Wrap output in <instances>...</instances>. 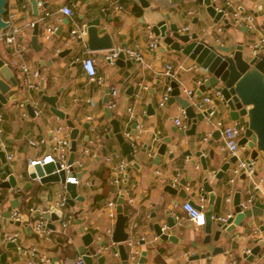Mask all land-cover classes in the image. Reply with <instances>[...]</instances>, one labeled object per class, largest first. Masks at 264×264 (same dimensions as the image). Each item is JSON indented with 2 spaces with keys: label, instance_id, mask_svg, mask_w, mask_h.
<instances>
[{
  "label": "crops",
  "instance_id": "1",
  "mask_svg": "<svg viewBox=\"0 0 264 264\" xmlns=\"http://www.w3.org/2000/svg\"><path fill=\"white\" fill-rule=\"evenodd\" d=\"M229 1V10L253 15L254 26L251 30H245V26H236L232 19L228 20V24L222 20L214 22L206 13L201 0H143L142 3L140 0H38V16L33 14L29 0H7L6 11L13 9L16 13L13 20L15 26L21 27L32 21H39L40 24L35 44L32 43L33 27L18 37L17 46L8 45L0 39V59L10 66L17 83L14 85L9 79H4L9 85L10 93L3 96L7 99L0 104V148L5 153H13V158L8 162L16 178L15 186L0 187V253H5L6 264H32L25 253L31 248L36 249V254L45 257L44 260H39L35 256L32 259L34 264H67V260L74 259L80 252L84 253L89 249L82 241L85 232L93 235L90 243L92 251L103 241L102 245L107 248L101 254L106 257V263H120L118 254L111 251V247L116 244L105 234L107 228L114 227L115 220L111 221L108 216L107 201L116 197L117 188L110 182L109 165L104 157L116 150L127 159L116 138L109 136L112 118L119 120L122 135L124 131H130L135 142L133 159L127 160L129 164L126 178L122 182V187L129 190L128 196L132 201H128L126 196L122 205L124 213L129 215L125 230L130 232L131 237L132 234L135 236L133 241L142 239L145 242L130 246V254L133 249L138 252L139 257L140 252L146 250L144 264H264V261L256 257L252 262L243 256L256 244L257 239L264 237V228L261 229V226L264 227V214L261 218L243 219L230 237L223 233L218 241L211 240L209 244L202 243L203 226L196 227L186 220L182 209L184 202L191 200L208 207L207 200L200 196L204 177L209 178L217 196L226 199L223 208L214 207V212L219 216L233 213L236 188H240L242 202L248 197L247 189L251 182L238 178L231 185L225 183L228 172L220 181L213 177V172L223 163V159L230 156L220 149L221 137L220 134L214 135L217 128L212 122L221 119L230 123L232 119L222 99L213 96L212 91L215 89L208 88L200 95L196 94L200 85L198 80H203L200 68L196 71L191 69L192 65H196L193 61L178 52L166 50L162 43L160 46L164 49L163 53L158 48L156 51H149L147 48L148 26L151 27L165 15H169L170 22H175L180 29L187 26L188 32H200L202 40L208 43L247 44L250 55H253L251 46L264 38V0ZM222 3L223 0L220 4ZM65 5L72 9V16L59 11ZM95 18H99L100 25H104L112 33L111 49L136 48L143 54L144 62L138 64L131 60L129 64L127 61L130 59L126 55L120 63L115 62L116 58L109 61L106 55L111 49L93 52L84 41H77V37L71 39L67 32L69 25L81 35L82 25ZM51 29H54L53 33L49 32ZM65 40H68V45L57 51ZM16 47L19 49L17 52ZM67 49L70 50L68 53L58 56V53ZM85 56L94 58L97 74L102 79L101 84L88 81L77 60ZM14 60L24 62L29 68L39 72L38 89H32L23 82L22 73L13 66ZM166 65L178 70L175 80L179 82L180 96L191 104L201 103L199 107H195L196 112L214 110L211 121H207L205 117L197 124L195 132L201 135H194V141H191V135L185 133L187 127L182 107L177 102L168 101L160 105L161 97L169 87L168 75L165 74ZM142 86L146 88H141ZM112 89H116L118 94L116 106L109 109L107 104L112 99ZM184 89L194 91V95H187ZM39 91H43L45 95H57V107L79 128L74 160L83 163L80 169L76 168V173H81L76 185L79 198L74 199L73 205L67 202L63 210V213L71 211L72 218L68 226L60 230L58 219L52 220L50 214L48 220L54 226L52 229H55L50 239L35 234L30 227L11 218L14 210L24 213L26 217L35 218L38 213H28L29 207L47 206L60 194L69 196L61 182L40 183L29 177V160L42 158L53 143L50 131L63 125L64 131L60 136H69L65 120L49 110V106L41 100ZM205 96H211V100L204 101ZM27 101L36 110L34 116L26 108ZM129 107L131 111L128 110ZM106 109L110 111L109 118L106 116ZM176 118L181 120L184 128L175 125ZM134 122L135 129L131 127ZM86 123L88 127L84 128ZM139 125L143 127L141 133L138 131ZM208 132H211V137L204 139ZM157 137L160 140H156ZM30 139H45V143L31 146ZM164 140L168 142L161 155L157 149ZM84 148H88L89 152L84 153ZM199 149L204 150L206 169L194 155ZM250 153V149L241 148L238 156L248 159ZM177 172L180 173L178 184L185 179L186 199L164 190L165 184L170 183ZM260 176H264L262 155L258 156L257 164V177ZM0 177L6 179L7 175L1 172ZM222 188L226 190L224 194H221ZM166 209L179 217L177 226L165 230L178 239L176 242L160 239L153 229L155 223L165 227L163 214ZM133 222L137 225L131 228ZM14 232L18 237L12 242L14 246L9 247V242L2 239L6 233ZM215 247H222L223 252L213 255L211 252ZM206 252L209 254L203 259H191ZM92 257L93 264H97L96 256Z\"/></svg>",
  "mask_w": 264,
  "mask_h": 264
},
{
  "label": "water",
  "instance_id": "2",
  "mask_svg": "<svg viewBox=\"0 0 264 264\" xmlns=\"http://www.w3.org/2000/svg\"><path fill=\"white\" fill-rule=\"evenodd\" d=\"M143 0H140L142 3ZM32 6L33 14L35 16L39 15L38 0H29ZM205 6V11L214 22L222 20L224 23L228 24V20L222 18V12L216 11L215 4L212 0H201ZM6 3L7 0H0V31L8 26V22L5 21L4 15L6 13ZM146 5V3H143ZM39 21H35L33 24L32 32V43L35 44L36 36L38 35ZM73 26L69 25L67 32L71 33ZM245 30L246 27H244ZM153 34L158 40V51L160 53L164 52V49L160 46V43L165 45V49L168 51H175L183 56L187 57L193 61L201 70L203 75L202 81L196 91L197 95L205 92L208 88H213L219 90L222 95L223 105L228 108L229 116L232 120L244 119L246 124V130L242 137L238 139V145H245L247 149L251 150L250 158H255L260 152L264 159V51H259L255 55H250L249 46L247 44L238 43L233 44H211L207 41L202 40L200 37V32H188L187 30L180 29L175 22H170L169 15L151 26ZM81 35L77 36V41H84L90 51H100L109 50L113 47L112 33L107 31L104 25H100L99 18L92 19L81 27ZM125 46V44H122ZM70 50H63L58 53V56H62L68 53ZM103 56V55H101ZM125 58L122 51H120L116 58V63L122 62ZM128 60L127 63H131ZM4 79H9L11 83L16 85V80L13 76V72L9 65H7L2 59H0V104L5 102L6 99L3 97L9 92V85ZM169 80V87L171 88L170 95L168 97V103L177 102L183 109L184 117L186 119V134L191 135V141H194V135L199 137L201 133H196L195 129L198 123H201L207 116L211 109H206L196 112L195 107L201 105L200 102L196 104H191L186 98L180 96V86L179 82L175 79H171L170 76L167 78ZM41 100L49 106V110L59 117L64 119L66 125L69 128L70 136V148L69 155L67 159V164L69 169L74 171L72 163L75 158V152L77 150V136L79 128L74 124L71 119H68L61 109L57 107V95H45L43 91H39ZM194 95V91L190 94ZM26 108L30 115L34 116L35 111L33 110L31 104L27 101ZM107 118L110 117V111L106 109ZM112 125V131L109 136H114L121 146L123 153L126 155L128 161H132L133 156L131 153V146L127 140L123 137L120 130V123L118 119L112 118L110 120ZM84 128L88 127V124L83 125ZM133 129L136 128V122L132 123ZM135 131H133L134 133ZM220 131L217 129L214 135H219ZM168 140H164L158 146L157 152L163 154L166 149V143ZM204 150H197L194 155L199 158L203 168L206 169L204 156ZM186 155V154H185ZM187 155H190L189 153ZM212 157V152H210ZM236 161L235 156H230L229 158H224L223 163L218 167V169L213 172V177L217 181H220L223 175L228 171L230 166ZM194 162V161H192ZM0 174L4 172L7 175L6 179L0 177V187L11 188L16 184V178L12 174L9 162L6 160L5 151L0 148ZM135 165V163H133ZM54 162L43 163L40 165L37 163L33 168L28 167L29 177L35 179L39 177L40 183L47 182H61L65 181V172L60 170L59 172H53L56 169ZM78 177L81 173L77 174ZM240 179H246L244 174L240 176ZM225 183H228V177L224 179ZM180 185V186H179ZM185 179L179 181L177 187L171 186L170 183L165 184L164 190L172 195H177L181 199H186L187 194L184 190ZM202 192L200 193L203 200H207L208 207H204V218L205 223L203 225L204 240L203 244H209L211 240L218 241L220 236L224 233L226 237L231 236V232L240 225L241 221L245 218H261L264 214V201L259 202L258 197L254 200L253 204L241 211L240 207V188H236L233 197V216L227 220V222L222 223L217 220L219 217L217 212H214V207L223 208L226 203L225 197L217 196L214 191L213 185L210 183L208 177H204L201 182ZM66 190L69 194L67 202L70 205L74 204V199L79 198L76 192V184L66 183ZM225 188H222V193H225ZM82 198V197H81ZM116 203V216L115 223L112 231L111 239L116 245L111 247L113 253L118 254L120 259L119 264H129V245L128 241L131 238L130 232L126 231L127 220L129 218L128 214L124 213L123 210V198L122 196L115 197L113 199ZM197 208H201L200 204H195L193 201L189 200ZM61 216V211L53 209L51 213L52 220L58 219ZM165 221L164 225L155 223L153 229L156 235L162 240H170L176 242L178 239L174 235L166 233L165 230L174 228L178 225V215L171 213L169 209H166L163 214ZM49 227L54 228V226L49 223ZM264 227L261 226V229ZM264 230V229H263ZM262 230V231H263ZM135 237V236H134ZM93 240V235L91 232H85L82 235V241L85 246L89 249L82 254L85 264H93V257L90 253L92 247L90 243ZM144 240H139V244H144ZM255 245L248 251L244 253V257L248 261L259 259L264 261V237H260L255 241ZM7 246H14V243L9 242ZM262 248V249H261ZM222 247H215L211 252L213 255L216 253H222ZM208 252L202 253L200 255H195L191 257L192 260H197L199 258H205L208 256ZM146 257V250H142L137 259L136 264H144ZM6 255L4 252L0 253V264H6ZM97 264H109L106 263V257L103 254L96 255Z\"/></svg>",
  "mask_w": 264,
  "mask_h": 264
},
{
  "label": "built area",
  "instance_id": "3",
  "mask_svg": "<svg viewBox=\"0 0 264 264\" xmlns=\"http://www.w3.org/2000/svg\"><path fill=\"white\" fill-rule=\"evenodd\" d=\"M215 4L216 11L222 12V18L224 19H232L234 21V24L238 27L245 26L247 29L251 30L254 26V17L252 14H242L240 11L237 10H229V7L231 6L229 0H223V3L220 4L221 0H212ZM24 7V5H22ZM118 9H122L121 6H117ZM59 11L66 15V16H72L73 12L72 9L65 5L62 6ZM16 17V13L13 11V9H9L6 11L5 14V21L8 22V26L0 31V39H3L8 45L17 46L18 37L22 36L24 32L28 29L33 27L34 22H28L25 25L21 27H17L13 24V20ZM183 30H188V27H183ZM218 30H221L220 27H218ZM50 33L54 32V29H51L49 31ZM79 35L78 30L73 29L70 33L71 39L77 37ZM68 45V40H65L62 42L60 47L57 49V51L62 50V47ZM147 48L149 51H156L158 48V40L156 36L151 31V27L148 26V44ZM252 54L255 55L259 51H264V38H260L256 43H254L251 46ZM16 52L19 51V49L16 47ZM122 51L124 55L129 57L130 60L133 62H136L138 64H142L144 62L143 54L140 50L136 48H114L111 49L108 54L106 55L107 60L112 61L113 59L117 58L118 53ZM82 69L88 79L89 82H94L96 84H101L102 79L97 74V69L95 66V60L91 56H85L80 59H77ZM13 66L16 67L21 73H22V80L23 82L32 89H38L39 83H38V77L39 72L37 70H33L28 67L24 62L14 60ZM184 69V68H183ZM191 69L193 70H199V67L197 65H192ZM177 72L178 70H173L172 66L166 65L165 67V74L170 76L172 79H177ZM201 81L198 80V84H200ZM141 88H146L145 86H142ZM187 93V95H190L193 91L184 89ZM171 88L168 87L165 93L162 95L160 100V105H163L170 95ZM117 90L112 89L111 90V97L112 99L108 102V108L112 109L116 106V97H117ZM213 96L222 99V95L219 90H213L212 91ZM204 101L209 102L211 100V96H205L203 98ZM128 110L131 111V107L128 108ZM36 112V110H34ZM214 115V110H210L206 116L207 121H211V118ZM175 125L179 127H185L184 124L181 123V120L179 118H176L174 120ZM213 125L219 129L220 131V137H221V145L220 149L222 151H225L229 156H235L236 161L230 166L228 169V184H233L242 174L246 177V179L250 180L251 186L247 189V195L248 197L240 202L241 211H244L247 207H249L251 204H253L254 200L257 198L259 200L264 201V185L262 186V183L264 182V176L257 177V164H258V156L261 155L259 152L258 155L255 158H248V159H242L238 156V152L241 148H246L245 145L239 146L238 145V139L243 136L245 130H246V124L245 121L242 119L240 120H232L230 123H225L221 119H217L215 122H212ZM142 125L138 126L139 133L142 132ZM64 131L63 125H58L50 132L52 133L53 137V143L49 147L48 152L42 157L37 159H31L28 162V167L33 168L34 165L39 163L42 165L43 163L48 162H54L56 165V169L53 172H59L60 170H63L65 172V181L63 184V187L66 188V183H73L78 184L80 181V178L77 176L76 168H81L83 166V163L80 160H74L72 163V166L74 168V171H71L69 169V165L67 164V159L69 155V148H70V138L67 134H64L63 136H60V133ZM136 132V131H135ZM138 136V134H137ZM123 137L125 140H127L131 146V153L135 151V142L132 137V133L130 131L126 130L123 133ZM207 137H211V132H208L204 139H207ZM156 140H160V137H157ZM45 139H30L29 145L36 146L39 144H44ZM89 152L88 148H84V153ZM6 160L10 161L13 158L12 152H6L5 153ZM104 161L109 165L110 170V182L116 186L117 193L116 197L122 196V198L126 197L128 198V201H132L131 198L128 196L129 190L127 188L122 187V182L126 178L127 168L129 162L125 157H123L120 152L118 151H112L111 153L107 154L104 157ZM180 173L177 172L171 179L170 183L172 186L176 187L178 185V179H179ZM39 181V177H36ZM89 185V182H87ZM232 190H229V193H231ZM67 198L68 196L66 194H60L58 198L48 204L44 207H29L28 213H34L37 212V217H26L24 213L14 210L12 211L11 218L13 221L18 223H24L28 227L31 228V230L39 235V236H45V238L50 239L52 234L54 233L55 229H52L49 227V216L53 212V209L61 211V216L58 218L59 223V229H64L66 226H68L71 218H72V212L67 211L63 213V210L67 206ZM1 206V203H0ZM107 206L109 207L108 216L111 221L114 222L115 216H116V203L114 200L107 201ZM182 209L185 212V218L186 220L190 221L194 226L200 227L203 226L205 223L204 218V208L201 204V208H197L193 206L191 203L184 202L182 205ZM233 216V213L229 212L225 215L219 216L217 218L218 221L225 223L229 218ZM137 224L133 222L131 224V228H134ZM85 229V228H84ZM112 227H109L105 230V234L109 237V240H111L112 236ZM257 232V230H256ZM18 234L16 232L14 233H6L3 236L4 242H14L17 240ZM134 235L132 234V237L129 238L128 245L134 246L135 243H138L139 240L133 241ZM135 238V237H134ZM103 241H101L100 244H98L97 247L93 248V251H90L91 255L96 256L97 254H101L107 247L105 245H102ZM132 253H129V264H136L138 259V252L136 250L131 251ZM25 253L29 256V262L34 264V261L32 259L36 257L39 258V260H44V255H38L36 254V249L31 248L28 251L26 250ZM116 254V253H115ZM67 264H84V259L82 257V254L76 256L74 259L67 260Z\"/></svg>",
  "mask_w": 264,
  "mask_h": 264
},
{
  "label": "rangeland",
  "instance_id": "4",
  "mask_svg": "<svg viewBox=\"0 0 264 264\" xmlns=\"http://www.w3.org/2000/svg\"><path fill=\"white\" fill-rule=\"evenodd\" d=\"M244 195H246V193L244 192ZM202 203H200V205H201ZM203 205V204H202ZM203 208H204V205H203ZM111 264V263H110Z\"/></svg>",
  "mask_w": 264,
  "mask_h": 264
}]
</instances>
